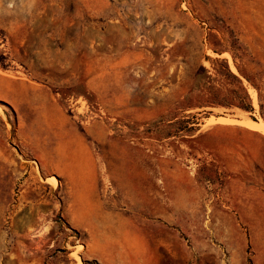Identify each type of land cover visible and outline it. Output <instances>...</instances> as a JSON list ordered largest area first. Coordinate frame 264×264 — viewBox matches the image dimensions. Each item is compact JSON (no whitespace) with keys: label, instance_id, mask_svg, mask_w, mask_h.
Listing matches in <instances>:
<instances>
[{"label":"rangeland","instance_id":"rangeland-1","mask_svg":"<svg viewBox=\"0 0 264 264\" xmlns=\"http://www.w3.org/2000/svg\"><path fill=\"white\" fill-rule=\"evenodd\" d=\"M216 58L253 111L179 107ZM243 72L264 0H0V264H264Z\"/></svg>","mask_w":264,"mask_h":264},{"label":"trees","instance_id":"trees-1","mask_svg":"<svg viewBox=\"0 0 264 264\" xmlns=\"http://www.w3.org/2000/svg\"><path fill=\"white\" fill-rule=\"evenodd\" d=\"M222 64V69H216L214 76L208 70L201 67L197 70L192 79V85L182 101H179L181 109L192 107H206L223 105L226 107H239L246 111H253L251 97L240 77L234 74L228 67L225 59H215ZM239 70H241L239 68ZM242 71V70H241ZM246 80L257 90L259 114L264 121V91L253 78L246 75ZM179 123H188L187 119H181ZM190 128H193L190 127Z\"/></svg>","mask_w":264,"mask_h":264},{"label":"crops","instance_id":"crops-1","mask_svg":"<svg viewBox=\"0 0 264 264\" xmlns=\"http://www.w3.org/2000/svg\"><path fill=\"white\" fill-rule=\"evenodd\" d=\"M87 153H88V158H89V160L93 163V169H92V172H91V177H92V183L94 184V188H93V190H94V194L92 195V198L94 197V195H95V191H96V189H95V182H96V172H95V161H94V157H93V155L91 154V152L89 151V150H87Z\"/></svg>","mask_w":264,"mask_h":264},{"label":"bare ground","instance_id":"bare-ground-1","mask_svg":"<svg viewBox=\"0 0 264 264\" xmlns=\"http://www.w3.org/2000/svg\"><path fill=\"white\" fill-rule=\"evenodd\" d=\"M250 126H252L253 128L261 131L264 133V123L263 124H259V123H250Z\"/></svg>","mask_w":264,"mask_h":264}]
</instances>
